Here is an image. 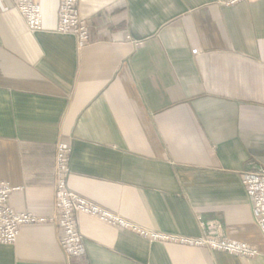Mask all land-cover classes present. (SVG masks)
I'll list each match as a JSON object with an SVG mask.
<instances>
[{"label":"crops","instance_id":"obj_1","mask_svg":"<svg viewBox=\"0 0 264 264\" xmlns=\"http://www.w3.org/2000/svg\"><path fill=\"white\" fill-rule=\"evenodd\" d=\"M32 33L0 7V180L17 212H54L55 153L72 146L69 188L139 229L190 238L199 219L254 247L242 258L151 241L79 216L86 255L60 229L24 226L0 264H264L242 173L264 167V1L80 0L92 45L56 32L60 0H38Z\"/></svg>","mask_w":264,"mask_h":264},{"label":"built area","instance_id":"obj_2","mask_svg":"<svg viewBox=\"0 0 264 264\" xmlns=\"http://www.w3.org/2000/svg\"><path fill=\"white\" fill-rule=\"evenodd\" d=\"M264 0H217L220 7H232L241 3ZM10 2L26 22L32 33L43 30V13L38 0H0V7L8 10ZM56 32L61 35H73L77 49L82 51L92 45V32L87 21L80 14V0H60L58 25ZM72 146L59 142L55 153L54 212L50 216H41L32 212H17L9 204L10 195L19 188L0 180V244L13 245L24 226L55 225L60 229L59 244L69 258H81L86 255L84 237L79 228V216L89 215L120 230H130L151 241L176 244L188 247L206 248L242 258H255L258 251L242 242L225 238L220 233L216 221L199 219L203 235L190 238L174 234L153 233L139 229L125 221L117 213L91 201L69 188L71 176ZM242 173V184L247 192L256 224L264 237V167L251 163Z\"/></svg>","mask_w":264,"mask_h":264}]
</instances>
